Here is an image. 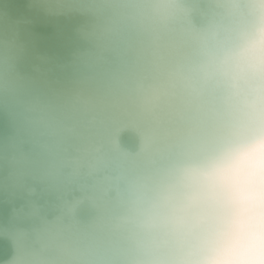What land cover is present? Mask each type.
I'll use <instances>...</instances> for the list:
<instances>
[{
  "label": "bare ground",
  "instance_id": "bare-ground-1",
  "mask_svg": "<svg viewBox=\"0 0 264 264\" xmlns=\"http://www.w3.org/2000/svg\"><path fill=\"white\" fill-rule=\"evenodd\" d=\"M99 1V50L115 56L101 83L113 72L96 102L84 96L73 124L65 121L76 106L62 123L49 117L42 124L55 140L43 145L50 160L45 175L69 183L88 176L91 183L79 185L82 196L66 205L68 225L35 235L39 247L27 248L18 234L9 264H201L220 208L197 170L232 143H264V43H254L264 29V0H211L199 28L179 0ZM129 50L134 60L125 71ZM242 50L247 54L238 55ZM98 108L99 129L86 136V109ZM125 128L137 134L135 153L116 142ZM70 138L78 144L67 146ZM246 195L250 208H264V156L251 159ZM84 202L94 215L81 223L75 211ZM234 264H264V214L249 217Z\"/></svg>",
  "mask_w": 264,
  "mask_h": 264
},
{
  "label": "water",
  "instance_id": "water-1",
  "mask_svg": "<svg viewBox=\"0 0 264 264\" xmlns=\"http://www.w3.org/2000/svg\"><path fill=\"white\" fill-rule=\"evenodd\" d=\"M99 3L0 0V59L4 60L5 77L4 83L0 79V260L7 264L18 250V234L23 233L21 241L26 247H39L35 235L43 228L54 232L58 222L68 225L66 205L82 196L79 185L84 181L91 183L88 176L69 183L61 175L55 177L54 172H49L51 177L45 175L50 160L43 145L52 147L55 140L42 124L46 125L44 121L49 117L59 118L55 126L62 123L64 117L71 115V107L76 106L71 120L65 121L73 124L84 96L90 95L96 102L113 72L101 83L106 70L115 64V56L99 50L97 26L101 16L95 11ZM179 3L189 10L187 16L192 26L199 28L206 23L211 0ZM101 5L105 8L102 11L111 16V9ZM133 60L131 50L124 53L125 71ZM86 110L88 126L81 131L87 136L99 129L95 127L102 112L99 108L95 113ZM68 140L67 146L73 141V147L78 144L75 138ZM116 142L130 154L138 148L137 134L130 128L121 129ZM69 150L70 155L74 153L72 147ZM103 172L98 176L108 175L109 170ZM91 215L94 210L86 202L75 211V219L81 223ZM54 250L57 251L52 246L47 256L51 258Z\"/></svg>",
  "mask_w": 264,
  "mask_h": 264
},
{
  "label": "clouds",
  "instance_id": "clouds-1",
  "mask_svg": "<svg viewBox=\"0 0 264 264\" xmlns=\"http://www.w3.org/2000/svg\"><path fill=\"white\" fill-rule=\"evenodd\" d=\"M255 46L264 43V29L255 38ZM247 50L238 55L244 56ZM264 156V143L238 141L226 146L197 170L202 188L220 208L219 225L201 264H234L236 253L246 240L249 217L264 214L257 205L250 208L246 195L247 179L253 155ZM0 264L7 261L0 260Z\"/></svg>",
  "mask_w": 264,
  "mask_h": 264
}]
</instances>
